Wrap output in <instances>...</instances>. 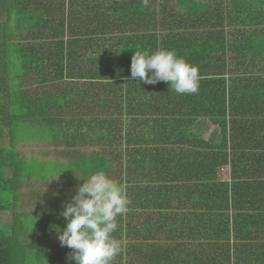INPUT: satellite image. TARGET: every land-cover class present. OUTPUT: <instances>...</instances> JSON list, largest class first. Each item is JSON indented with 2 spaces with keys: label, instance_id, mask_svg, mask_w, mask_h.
I'll list each match as a JSON object with an SVG mask.
<instances>
[{
  "label": "crops",
  "instance_id": "obj_1",
  "mask_svg": "<svg viewBox=\"0 0 264 264\" xmlns=\"http://www.w3.org/2000/svg\"><path fill=\"white\" fill-rule=\"evenodd\" d=\"M63 1L75 12L72 37H66L64 51L66 111L74 122L80 118L82 124L71 139L74 143L82 140L94 144L54 145L58 148L55 155L61 157L57 161L75 173H65L62 176L65 179L56 181L50 191L36 194L26 183L19 184L18 203L28 204L35 198H43V203L50 201L55 210L51 212L53 219L61 222L50 229L49 248L54 255L51 263L75 264L69 259L72 249L61 246L57 238L56 228L66 227L60 213L90 171L104 170L108 164L123 174L115 181L125 187L130 201L127 212L117 218L118 228L113 235L122 250L112 264H264V180L241 178L232 182L231 167L227 164L226 206L219 210L215 184L220 181L202 179V159L214 149L200 145L206 142L217 146L222 140L219 128L208 118L173 115L195 102L199 104L200 100L175 93L166 82L149 85L139 78L133 81L131 62L122 56L114 58L123 48L126 56H133L136 50L151 53L156 34L151 14L156 1ZM224 2L226 20L222 27L227 44L231 42V57L241 59L245 71L250 69L248 61L264 60V0ZM181 7L196 11V0H183ZM112 9L113 18L103 19ZM127 13L131 19L124 21ZM157 34L162 39H157L159 45L176 46L174 50L180 49L177 56L197 66L202 74L200 63L196 62L200 54L191 52L193 48L200 49V39L196 41L189 32H182L181 41L170 42V37L164 36L165 30ZM215 44L214 36L210 35L212 52H216ZM235 46L241 47V55L235 53ZM226 51L229 58L231 51ZM22 60L19 54L18 83L24 72ZM112 81L117 84L109 87ZM258 87L264 92V85ZM107 89L111 90V102ZM111 120L114 125L111 131L108 128L107 139L115 142V147L103 148L99 141L106 131L99 123ZM80 172L81 175L76 174ZM217 236H225L230 257L227 263H218L221 250L216 246ZM23 262L27 263L25 256Z\"/></svg>",
  "mask_w": 264,
  "mask_h": 264
},
{
  "label": "trees",
  "instance_id": "obj_2",
  "mask_svg": "<svg viewBox=\"0 0 264 264\" xmlns=\"http://www.w3.org/2000/svg\"><path fill=\"white\" fill-rule=\"evenodd\" d=\"M155 1L151 15L156 22L154 29L156 34L154 48L149 51L177 48L172 44L159 45L157 39H162L161 34L158 35L157 32L162 30L166 31L164 36L170 37V42L181 41L182 32H189L190 36H195L196 41L197 39L201 41L200 49L191 50L200 54L196 61L202 68L199 92L187 94L188 97L199 99L200 102L179 109L173 115L208 118L219 128L222 140L217 146H211L206 142H200V145L202 148L214 149L209 157L206 155L202 159V179L220 181L215 185L220 201L218 207L223 211L226 206L227 190V182L221 176L223 167L230 165L232 182L241 178L264 180V92L258 90V85H264V60L248 61L250 69L243 71L241 66L244 62L231 57L233 47L231 42L227 44L226 33L222 27L226 20L224 0H196V11L183 9L181 7L183 0ZM71 10L72 8L68 9L63 0H0V136L4 134L7 141V148L0 149L3 150L0 159V211L12 210L10 228L13 230L12 236L0 235V264H11L16 235L14 230L18 214L14 210H17L19 202L17 194L21 180V168L17 161L13 160L16 156V152L13 151L16 122L19 120L22 123H33L42 130L50 129L55 143L61 146H67L69 143L78 146L94 144L82 140H77L79 141L77 144L72 142L71 138L77 135V130L82 129V124L80 118L74 122L73 117L68 116L66 111L64 51L66 37H72L71 22L75 12ZM108 13V16L103 15L102 18L112 19L113 9ZM13 14L14 30L11 25ZM124 16V21L131 19L129 13ZM216 22H219L218 26L215 25ZM93 30L91 32H94ZM14 31L20 38L16 44V52L9 43ZM210 35L214 36L216 52H212L213 49L209 46ZM240 48L235 46V53L241 55ZM226 49L231 51L229 58L226 56ZM178 51L180 49L175 50L176 53ZM125 52L123 48L119 54L114 55V58L120 59L122 56L131 62L132 56H126ZM19 54L23 59L24 72L18 83L17 72L15 77L12 76V72L17 70L16 57ZM32 75L35 77L34 81ZM13 78L17 80L14 87ZM116 84V81H112L108 85L113 87ZM107 93L110 94L111 102V90L107 89ZM15 106L18 112L13 111ZM110 113L113 115V110ZM120 113L119 110L118 114ZM99 119L104 121L105 117ZM112 124L114 125L113 120L111 123H99L106 131L105 136L99 141V146L103 148L115 147V142L107 139L108 128L111 131ZM118 144H121V140ZM240 164H243L242 167ZM7 170L10 175L3 176ZM101 171L114 180L123 177L121 171L114 170L108 164ZM96 172L98 171H90L89 176ZM172 176L175 177L173 174ZM6 196L11 200L4 202L3 198ZM221 223H224V217ZM2 229L0 223V230ZM19 234L23 236L21 232ZM216 242V246L221 250L218 263H227L230 257L226 252L225 236L222 238L217 236ZM38 247L40 246L36 248Z\"/></svg>",
  "mask_w": 264,
  "mask_h": 264
},
{
  "label": "clouds",
  "instance_id": "obj_3",
  "mask_svg": "<svg viewBox=\"0 0 264 264\" xmlns=\"http://www.w3.org/2000/svg\"><path fill=\"white\" fill-rule=\"evenodd\" d=\"M131 77L145 84L166 82L177 94H196L202 79L197 66L175 50L158 49L148 53L136 50L131 59ZM130 201L125 187L104 171L91 174L63 205L66 220L63 230L56 228L61 246L72 249L69 259L75 264H112L121 252L113 235L117 218L123 216Z\"/></svg>",
  "mask_w": 264,
  "mask_h": 264
},
{
  "label": "rangeland",
  "instance_id": "obj_4",
  "mask_svg": "<svg viewBox=\"0 0 264 264\" xmlns=\"http://www.w3.org/2000/svg\"><path fill=\"white\" fill-rule=\"evenodd\" d=\"M12 28L14 26V14L11 18ZM14 30V28H13ZM17 33L14 31V36L10 37L9 43L13 51L16 52V44L19 41ZM17 70L12 72L15 77ZM17 83L16 78L12 80V86ZM14 112H18L17 106L13 108ZM15 143L13 151L16 152L14 161H17L21 168L20 182H24L36 194L48 192L54 186L56 181H60L65 173H75L67 170L68 167L62 165L55 155L57 147L54 145L55 139L50 129H40L33 123H22L17 121L15 125ZM4 134L0 136V149L7 148V141ZM3 150H0V159L2 158ZM11 160V158H10ZM8 174V170L3 176ZM81 175L82 173H76ZM10 175V174H8ZM227 175L225 167L221 170V176L225 178ZM66 177V176H65ZM55 189V188H54ZM27 191V188L25 187ZM4 202L10 201L11 198L6 196ZM52 208L50 201L43 203V198H35L23 205L18 203L16 217V226L14 233V249L11 256V264H54L51 263V258L54 257L49 246L51 245L49 236L52 225L61 223L53 219L55 210ZM54 212L51 214V212ZM12 210L0 212V223L3 229L0 230V235L12 236ZM22 233L20 235L19 233ZM37 244L38 248L31 247ZM31 245V246H30ZM24 254H26L27 263H24Z\"/></svg>",
  "mask_w": 264,
  "mask_h": 264
}]
</instances>
